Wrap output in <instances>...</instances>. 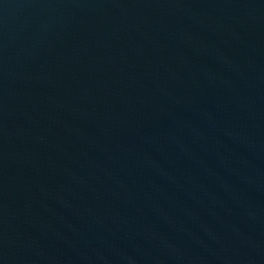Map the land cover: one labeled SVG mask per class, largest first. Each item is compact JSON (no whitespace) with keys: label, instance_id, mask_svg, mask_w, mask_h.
<instances>
[{"label":"water","instance_id":"obj_1","mask_svg":"<svg viewBox=\"0 0 264 264\" xmlns=\"http://www.w3.org/2000/svg\"><path fill=\"white\" fill-rule=\"evenodd\" d=\"M0 264H264V0H0Z\"/></svg>","mask_w":264,"mask_h":264}]
</instances>
